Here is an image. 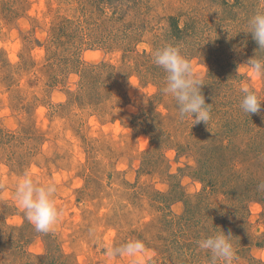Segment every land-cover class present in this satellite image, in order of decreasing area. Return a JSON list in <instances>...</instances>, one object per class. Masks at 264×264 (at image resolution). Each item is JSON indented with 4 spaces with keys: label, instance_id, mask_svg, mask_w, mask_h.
<instances>
[{
    "label": "rangeland",
    "instance_id": "rangeland-1",
    "mask_svg": "<svg viewBox=\"0 0 264 264\" xmlns=\"http://www.w3.org/2000/svg\"><path fill=\"white\" fill-rule=\"evenodd\" d=\"M258 10L264 0H0V233L24 227L35 234L29 250L47 253L50 240L14 198L31 169L56 184L62 215L50 232L66 264H132L108 248L133 240L153 254L145 264H211L197 241L221 230L232 234L233 264L264 262V202L248 192L264 182L239 177L249 164L264 168V78L245 63L258 48L247 28ZM166 45L213 76L201 88L208 125L180 119L145 82L138 61ZM244 86L259 113L240 108Z\"/></svg>",
    "mask_w": 264,
    "mask_h": 264
},
{
    "label": "clouds",
    "instance_id": "clouds-1",
    "mask_svg": "<svg viewBox=\"0 0 264 264\" xmlns=\"http://www.w3.org/2000/svg\"><path fill=\"white\" fill-rule=\"evenodd\" d=\"M247 28L258 48L255 50V55L245 63L254 76L264 78V58L256 57L257 51H264V10H258L248 18ZM152 57L153 63L166 73L160 91L175 101L180 119L190 116L194 124L204 122L208 125L211 119L210 104L205 102L201 92V86L204 85L203 79L194 71L191 62L182 55L180 47L166 45L154 50ZM240 91L242 96L239 106L242 111L249 115L259 113L262 101L257 93L248 86L242 87ZM258 189H264V183L258 185ZM56 191L55 183L34 179L31 169L26 170L16 182L15 201L37 232L52 231L62 215L54 199ZM231 236L230 232L225 234L221 230L198 240L197 244L200 249L211 254V264H217V261L233 264L236 251L231 242ZM152 255L146 251L141 240H133L120 247L108 248L109 257H131L132 264H145V260L150 259Z\"/></svg>",
    "mask_w": 264,
    "mask_h": 264
},
{
    "label": "trees",
    "instance_id": "trees-1",
    "mask_svg": "<svg viewBox=\"0 0 264 264\" xmlns=\"http://www.w3.org/2000/svg\"><path fill=\"white\" fill-rule=\"evenodd\" d=\"M225 1L227 3H229V0H225ZM169 19L171 22L170 23L171 33H172V35L177 37L179 34L182 33V30L179 27L178 18L175 16H170ZM84 31H81V33H84L85 35L89 36L90 40H92L91 39L92 36L90 35V33L84 32ZM66 32L67 31H65V33ZM57 41H59V38L56 36L53 39V43H56ZM144 57H145V63L138 61V64L141 67L142 71L145 72V76L147 77V81L145 80V82L154 83L155 85H158L159 88H161V86L165 80V75H163L161 73L162 68L158 67L157 65H155L153 63L152 54L149 55V54L145 53ZM96 68H97V66H96ZM90 70L92 73L94 68L92 66H91V69L89 68V66L83 67L82 74L86 77L85 79L89 78L88 77V71H90ZM87 80H89V79H87ZM210 80H213V76L209 75L208 77L203 78V84L205 86H208L209 85L208 83L210 82ZM204 85H202L201 88ZM85 86H87L86 83H85ZM158 97H160V95ZM233 126H235V125H232L231 121H229L228 124L225 125V127H227L228 129L232 128ZM161 130H162V127H153V131L152 130L151 131H152V133L157 134L156 138H159V133H161ZM165 131L166 130L163 129V132H165ZM0 133H1V135H3L4 131L2 129H0ZM216 146H217V149H220L222 151L228 149L227 145L223 142L217 143ZM257 164H258V162H256V165ZM263 164H264V160L260 163V165H263ZM253 166H255L254 163L249 164L248 169H250V170L245 171L244 174L239 176V177L242 176L241 184H245L243 182L246 181V178H249V179L252 178L253 180L255 179L259 183L264 182V168L262 166H259V167L256 166L255 169H252ZM242 187H245V186L242 185L240 188H242ZM217 190H218V188L216 185V186H214L213 192H215ZM262 191L263 190L256 188V189H250V191H248V192H249V194H251V196L252 195L260 196V197H258V198H260L259 201L264 202V192H262ZM252 192H254V194H252ZM209 196H212V194L208 195V197ZM234 200L239 201V203H240V201H243L242 199L240 200L239 197L238 198L236 197ZM235 205L236 204H234L232 206H235ZM29 227L34 229V227L31 225H29ZM45 235H46V238L48 240H50V244L49 243L47 244V253L36 254V253L31 252L28 248V246H29L30 242L33 240L35 234H27L26 229L24 227H20V226L13 227L11 229H8L7 231H3V232L1 231V233H0V264H51V259L56 258V257H61L63 259L62 262H64V264H66L68 257H67V255H64V253L62 252V250L58 244L57 245L54 244V240H55L54 234L52 232H48V233H45ZM258 245L260 246V243H258ZM251 259H254V257ZM258 264H264V262L260 261Z\"/></svg>",
    "mask_w": 264,
    "mask_h": 264
}]
</instances>
